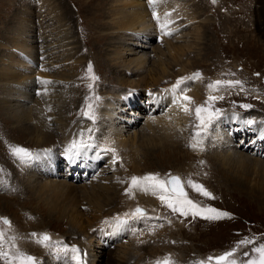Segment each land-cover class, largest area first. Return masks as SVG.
<instances>
[{"label": "rangeland", "instance_id": "374dc122", "mask_svg": "<svg viewBox=\"0 0 264 264\" xmlns=\"http://www.w3.org/2000/svg\"><path fill=\"white\" fill-rule=\"evenodd\" d=\"M49 1L61 7L67 3L66 5L69 11L67 17L64 18L67 29L64 27L62 28L60 23L58 26L53 25L50 19L55 18L54 16L56 14L54 16L51 14L48 5L47 7H43L39 2L40 6L37 7L34 6V4H29L28 0H0V42H2V44H0V66L3 65L5 67L4 59L6 55L12 53L13 50L19 47L14 40H11V35L15 32H23L21 41L18 42L21 43L24 50L18 48V52L21 53V60H17L16 67L13 66L14 71L19 72V65L24 64L22 68L24 74L19 72L18 76L21 78L18 79V83L13 84L16 94L22 93L24 88L21 84L25 82H27V84L32 82L33 84V82L36 81V88L40 85H44L47 88L48 97L53 93V97L56 101H53L51 108L61 117L63 122L64 120L65 123L67 122L66 124L71 123V120L77 117V115H75L76 113H78V117L81 114L89 113V115L85 114L84 117L88 118V116L90 117L91 115L94 117L92 119H96L97 109L99 106H102L103 97L110 93V91H108L111 89L110 87L116 86L117 83L120 86L126 87L121 83V79L124 76V72L127 71V68L126 66L125 68L118 67L122 65H117L118 60L113 57L115 51L117 52V48H124V45L127 47V44L131 45V49L137 48L132 46L133 44L130 43L131 41L120 39V37L125 38L123 36V30L118 31L117 27H114L111 18L108 16V10L106 9L108 8L107 4L111 3L110 0ZM115 1L116 0H112V5L117 4ZM188 1L189 3H187V5H189V8L190 5L192 6V11L183 13L182 8L186 3L182 0H158V7L162 9L163 12L162 16H166L162 19V22L165 23L166 21L170 23L169 28L175 34L171 39L166 38L160 46H156L155 48H153L154 45L151 48L145 47L146 50H152L153 48L152 51L146 52L138 49L135 53L141 54V56L147 55L149 59L148 67L151 68V66H157L159 53L155 54V52L157 49H164L167 47L165 44L166 40L178 47H184L185 45L191 46L185 58L183 57L177 64L171 61L174 59H172L170 54L164 57V59L168 61V64L170 61L172 63L168 69V72L171 73L170 77H176L175 79H177L186 72H190V74H186V77H190L194 74L192 71H199L201 73L200 78H196L195 83L200 84L199 80L205 79L211 82L209 83L210 85L216 80L219 81L222 79L223 85L217 89L218 95L216 93L213 94L215 99L210 102V107L206 103V101L209 100L206 95L213 92V90L207 85L206 94H204L200 88V95L202 97H199L200 101L197 104L194 103L192 105L193 109L192 113L189 115V121L192 114L195 113L196 108L201 105L208 108L209 112L215 109L213 112L214 115H218L225 110H234L237 108L244 109L245 107H243V105H250L246 110L249 109V111L252 112L255 110V112H260V114L264 113V41L257 36L259 33L257 30L258 16L251 20L250 13L249 15L247 13V8H249L251 12L255 6L254 0H248L246 4L244 0H240L241 3L245 4L240 10L236 9L237 5L234 4L236 2L235 0L232 2L229 0H226V2L223 0H207L206 2H204V0ZM256 1L258 4L259 0ZM101 2L103 5H100ZM223 2L226 4V9L224 11H217L219 8L221 9L220 5ZM144 4L147 5L146 3ZM203 5H215L217 7L215 10L212 9L209 11L212 14L211 16H205L204 10L200 9L199 11V6L203 8ZM229 8L230 11H228ZM45 9H47V11ZM82 11H85V14ZM79 12L84 15L82 19H78ZM169 12L172 16L168 15ZM259 12L257 14H260ZM215 18H217L216 21ZM37 21L39 22V27L36 26ZM214 22L215 24H213ZM186 23L187 26L184 28L182 25H186ZM210 23L211 25H209ZM253 25L255 26L254 30ZM64 29L67 30L66 33H68V35H66V33H61ZM152 30L154 29L152 28ZM141 34L144 33H138V35ZM145 34H150V29H148ZM64 35L71 39L70 42L67 40V43H71V46L65 47L66 42L63 41L65 38ZM158 35L160 37L161 34L159 33ZM177 37L180 38L176 39ZM39 40L42 41V44H38ZM122 42L124 44H122ZM47 46L49 47L47 48ZM125 52L124 59H126L127 65L131 70L137 69L134 61L137 56H133L134 51ZM131 54L132 58L130 57ZM50 57L51 59L48 60ZM32 61L37 67H33ZM40 64H42V66L38 68ZM90 64L92 66V75L98 79H91L88 73ZM132 72L134 73V77L138 75L142 76L146 73L145 70ZM35 74L39 75V77L34 78ZM24 77L26 78L24 79ZM225 77L226 79H223ZM137 79L138 78H134V80H131L133 84L127 86V88L131 86L135 87ZM112 80L115 81L111 83ZM42 81H49L50 83H42ZM230 81H239L240 84L229 87L227 85ZM37 82H39V84ZM0 83V88H3L1 81ZM169 83H173V81ZM89 85H91V88ZM159 86H162V84ZM243 86H246V88ZM2 88L0 89V154L3 155L4 146L6 155L5 157L0 156V162L4 165L0 167V179L3 180L0 182V190L2 191L0 192V218H7L10 223L13 221V226L5 225L0 222V230H3L5 233V243L2 250L8 252L10 256L14 255L17 250L26 255L32 251L39 253L34 245L38 246L41 258L43 252L49 255L48 247H44L40 243H37L36 237L31 235L32 233L41 234L43 231H48L57 234L63 246L68 244L69 247L74 246L80 249L81 252H83L84 247L80 242L76 243V240L84 239L86 242L85 245H88V249L86 250L90 252L91 264H104L102 253L105 252L103 251H106L107 256L112 254L114 261L118 264H125L123 258L126 257L132 258L127 262L129 264H154L156 260L168 256L171 257L175 264H195L194 258H205L207 260L209 256L216 257L232 250H235L234 254L237 253L232 258L236 259L238 264L242 261L246 262L249 259L256 258V255L254 256V248L247 249L240 243V240L236 241L235 239L238 236L245 239L243 235H250L254 232L258 234L252 236L253 238L264 240V173L255 174L254 172H245L242 175L239 173V175L235 174L236 169L228 171V168H226L222 162V157H224V154L233 155V159L238 155L242 156V151L239 148L238 150L223 149L219 148L218 145L214 148V145L210 144L207 149L211 148V153L213 154L208 156L207 150L202 151L201 148H198L200 150V152H198L194 151V148L191 147L192 151H194L191 152L189 147H186L182 141L180 142L182 145L176 141L182 133L188 135L191 131L194 132L200 121L191 119L190 124L192 125L190 126L192 127H190V129L187 125L183 129L184 132L182 130H177L169 140L161 137L165 141H158V144L162 147L165 145L166 148H168L165 151L167 153L162 154V150L155 147L156 149L154 148L155 150L152 157L154 164L153 168H149L146 171L144 170L141 174L143 176L158 174L159 176H164L160 178H168L170 175L178 173V176L185 180L184 187L187 195H189L191 188L188 181L191 180L197 184L203 185L205 189L207 188V191H209L213 197L207 198L197 192L196 195L195 192H191L192 200H194L196 196L201 207H213L218 209L213 206L214 200L220 207L224 208L223 212H227L230 215L224 217L222 222H219L220 219L206 220L199 216L195 218L191 215L182 216L179 213H173L172 210L162 202L155 207V211V209L152 208L155 203L150 207V203L147 204L148 200H143V202H145L142 203L141 206L149 207L147 210L155 212L156 215L151 212L145 214V216H151V218L149 222L142 219L138 229L140 230V226L144 227L147 222L146 225H148L150 231L145 233L143 231L144 229L138 230L131 239L130 235L133 234V232L130 230L127 233V238L123 236L126 239L123 246L113 250L107 248V251L97 244V240L93 238L94 235L89 234V230L98 222L99 217L102 218L107 215H112L119 212L122 208L120 214L123 215L126 213L128 210L126 204L131 194L128 195L126 190H124V193L121 192L122 195H120L119 199H116L118 197L116 194H112L110 196L112 198L111 200L118 203L115 206H106L100 213L92 205L91 202H93V200L85 201L80 195V198L83 200L77 207H81H79V211L84 216L81 221L83 223V228L73 225L68 219H55L56 217H52L51 213H47L45 209L46 206L39 204L35 191L41 189V181L44 183L50 180V178L59 180V178L51 174L53 170L48 169H55V167L49 163L48 152L45 150L39 151L37 149L36 151H39V153L32 158V165L30 163L31 161L28 162L32 172H28L22 169V164L20 162H17L15 165L12 164L13 160L9 158L11 154L8 146L18 145L32 150L38 147L44 148L43 146L50 144L59 145V142L63 145V131L58 125L52 123L51 119L48 117H46V121L50 125H46L47 130L45 129V131L37 129L36 127L38 124H35L32 120H26L22 117L25 111H35L34 107L36 104H41L43 99L37 97L40 99L33 100L31 106H28L31 103L27 101L22 102L21 107L17 106L11 109L12 107H5L3 91H1ZM30 88H25V90H29L30 92V90L32 91L34 89L33 86ZM36 88L34 89L37 93L36 95H39V91H36ZM244 91L249 95L254 94L255 96L251 97L249 100H241ZM233 93H236V96H233ZM110 97L114 98L113 96ZM105 101L104 104H106ZM11 104H14V102H11ZM109 104L112 105V102L110 101ZM89 105H91V109H89ZM5 108H10L11 110ZM227 113L228 112H225L220 120L223 121ZM50 115L51 112L48 111V116ZM204 115L207 114L204 113ZM259 120L255 123L253 122L254 120L250 121L252 125L264 121V119H261V121ZM112 121L115 122L116 120ZM234 121L235 120H233V124ZM73 123L67 128L69 132L72 131L71 128L78 127L80 124H90V122H87L85 119ZM228 125L229 127L232 126L231 123H227L226 128H228ZM22 127H24L23 129H27L29 131L27 133L29 134L26 135L21 132L20 129ZM262 127L263 126L260 125L259 128ZM96 128H98V130L101 129L100 126ZM144 128L145 127H141L139 131H136L140 138L142 137L143 131L147 133ZM262 130L264 131L263 128ZM256 133L258 132L256 131ZM38 136L44 139L49 137V140H46V143L42 146V143H39L38 139H36L39 138ZM157 137L160 136L157 135ZM235 141V145H240L237 140ZM83 143L85 144L86 142ZM72 144L73 142L66 145L65 148L63 147V149L60 150L61 153L58 150L54 151V161L61 158L63 154L67 157L69 154L67 150ZM53 145L49 147H54ZM85 148L88 149L87 147L82 149ZM178 149L181 150L183 154H180ZM186 149L191 152H189L191 155ZM243 156H249L257 165H264V159L255 158V155L253 156L250 151L245 154L243 153ZM34 161L35 165L33 166ZM40 169L43 170L44 173H47V177H42L41 181L39 178L35 179L32 175H42ZM159 169H166L167 172L164 174L161 171L151 172L152 170ZM103 179H108V182L113 181L114 183L115 171H113V174L103 171V175L98 181L89 182L90 185H88V188H91L92 183L94 186L99 185ZM32 184L34 187L30 188ZM85 184L86 183L77 184V186L84 187ZM94 186L93 188H95ZM83 189H86V187ZM113 197L116 198L114 199ZM158 200L160 199L158 198ZM155 219L159 221L157 224L151 226ZM127 223L121 224L117 228L122 227L123 229V226ZM14 225L17 227V234L22 236H15V240L13 241L10 236L15 234L16 228ZM105 231L109 234V230H99L100 233H105ZM140 232L143 233L142 236L139 235ZM113 233L116 232L113 231ZM26 234L29 241L25 240ZM16 240H20V244H22L21 247L16 243ZM255 243L256 241L251 239L250 245L252 246ZM142 245L148 250L144 254L141 255L138 250H136V252L133 251L135 248H140L139 246ZM94 247L98 248V250H95L96 248ZM59 252L64 251L60 250ZM146 253H148L147 258H145ZM244 253H248V255H244ZM67 256H69V253L63 257ZM61 259L62 257L58 253L59 264H67L66 261H62L64 259ZM0 264H6V260L0 259ZM37 264L42 263L37 260ZM43 264H49V261L46 262L43 260ZM212 264H215V260L212 261Z\"/></svg>", "mask_w": 264, "mask_h": 264}, {"label": "bare ground", "instance_id": "6f19581e", "mask_svg": "<svg viewBox=\"0 0 264 264\" xmlns=\"http://www.w3.org/2000/svg\"><path fill=\"white\" fill-rule=\"evenodd\" d=\"M110 1L111 3L107 2L108 8L106 9L108 10V13H109L107 14L111 18V21L114 27H117L118 31L123 30V36L125 38L120 37V39L131 41L130 43L133 44L132 46L137 49H131L130 48L131 45L127 44V47H125L126 45H124V48H121V49L117 48V52L115 51L113 57L118 60L117 65L119 64L122 65L118 67L125 68L126 66L127 68V71L124 72V76L121 79V83H123L126 87L118 85L116 81L117 83L116 86L110 87L111 88L110 90L107 89L108 91H110V93L107 94L105 97H103L102 106H99L97 109V120L96 121H93V120L90 121L89 118L86 119L83 116V114H81L78 117V113H76L75 115H77L78 119L77 117H75L74 119L71 120V123L73 122L77 123L79 120L85 119L87 120V122H90V124L88 123L86 125L80 124L78 125V127L71 128L72 131L69 132L67 128L71 123L66 124L67 122L65 123V120L63 122L61 117L55 113L54 109L51 108L53 101H56V100L53 97V93H51L50 96L48 97V92L46 91L47 88L44 85H40L38 86V88H36L37 87L36 81L33 82V84L32 82H30L29 84L25 82L24 84H21V86L24 88L22 90V93L16 94L13 88V84L18 83V79L21 78L20 76H18L19 72L21 74H24V72L22 71L24 64L19 65V69H20L19 72L14 71L13 66L16 67L17 60H21L20 59L21 53L18 52V50L19 49L24 50V47L21 45V43L18 42V41H21L23 32L22 33L15 32L14 34L11 33L12 34L11 40H14V42L19 46L18 47L19 49L16 48L15 50L12 51V53H9L8 55H6V58L4 59L5 67L3 65L0 66V81L2 82V85H3V88L1 87L2 88L1 91H3V98L5 101V103L4 101L3 103L5 104V107H12L11 109L17 106L21 107L22 106L21 103L27 102V101H29L28 103H31L30 105H28L27 103V105L31 106L33 103V100L35 99L39 100L40 98L43 99V102L41 104L39 105L36 104V106L34 107L35 111L33 112L25 111L22 114V117L26 120H32V122H34L35 124H38V126L36 125L37 126L36 128L39 129L40 131H45L46 125H50L46 121V117L50 118L51 122L58 125L59 128L63 131L62 140H64L63 141L64 148L66 147V145L74 141L77 143H80L81 141L86 142L85 145L88 149L85 148V149L80 150V152L83 151L82 156L83 157L87 156L88 151L90 152V148L93 147V149L91 150L93 152V155H96V153L98 152H101L103 154V159H105V163L107 166L106 170L108 169L107 171L109 170L115 171V180H114L115 185L113 181L108 182V179H103V181L97 186H94L92 183L91 188H90L91 190L88 188V185H90L89 183H86L84 185L86 189H83L84 187L82 186L80 187L77 186V184H82V183H75V184L71 183L69 179H67L68 173L64 172L65 174H63L61 172L63 171V169H60V165L57 167L56 163H53L52 165L56 168L57 175L60 174L59 180L50 178V180H47L46 182L43 183V181H41V178L44 176L47 177V173H44L43 170L41 169H40V172L42 173V175L32 174L35 179L39 178L41 181V186H40L41 189L37 188L38 190L35 191L39 204H43L44 206H46V208L45 207L44 208L47 210V213H51L52 217H56L55 219H68L69 221H71L73 225L80 227V228H83V223L81 221L83 220L82 218L84 217L83 214L79 211L81 207L80 206H79L80 208L77 207L80 203H82L81 201L83 200L80 198V195L85 199V201L93 200V202L91 203L94 206V208L99 211V213L102 212V210L105 209L106 206L108 207L115 206L118 202L117 203L113 202L110 196L112 194H116L118 197L117 198L113 197V198L119 199L120 195H122L121 192L124 193V190H127L130 187V180L132 176L143 177V175L141 174L142 171L144 170L146 171L149 168H153L154 164L152 161V157L154 154V150L156 149L155 147H158L159 150H162L161 151L162 154L167 153L165 151L168 148H166L165 145L163 147L159 145L158 141H161V142L165 141L162 138H166V140H169L171 137H173L174 132H176L177 130L183 131V129L187 125L190 129V127H192L190 126L191 119L195 121H199L196 118V113L192 114L190 121H189V115L192 113V109H193L192 105L194 103L197 104L200 101L199 99V97L201 96L200 95L201 94L200 84L195 83L196 79H191L193 76L186 77V74L184 76H180L179 78L181 77L189 78L186 80L185 85H182V87L187 88V91L184 92L183 95L190 97L191 101L185 102L181 100L179 103H176L174 102V96H173V93L171 92V89L179 78L175 79L176 77H170L171 73L168 72L170 65H172L171 61L177 64L183 57L185 58V55L191 49V46L185 45L184 47L183 46L178 47L174 44L169 43V41L166 40L165 41V44L167 46L166 48L157 49V50L155 49L156 50L155 54L159 53L158 59H157L158 60L157 66L155 67L151 66V68L148 67L149 59L147 55L141 56V54H138L135 52L138 49L149 52V51H152L153 48H155L156 46H160L161 43L155 44L153 46L151 44V41L149 42L150 34H145V32H147L148 29L152 30V28L153 29L156 28L157 32L159 31L162 34H164L162 32L160 24L164 23L162 22V19L165 18L166 16L165 17L162 16V13H163L162 9L158 7L159 6L158 3H156L154 7L150 5L149 0H116L115 2L117 4H113V5H112V0ZM206 1L207 0H204V2ZM223 1L226 2V0H223ZM229 1L232 2L233 0H229ZM235 1H238L236 9L240 10L242 6H245L248 0H244L245 4L241 3L240 0H235ZM39 2L42 4L43 7H47L48 5V9L51 10V14L53 16L56 14L54 16L55 18L50 19L54 26H58V24L60 23L62 25L61 26L62 28L64 27L67 29V25L64 21V18L67 17L68 11H69L68 6L66 5L67 3H65L66 6L63 5L61 7V6L54 5L49 0H28L29 4H34V6H37V7L40 6ZM143 2L146 3L147 5H145ZM224 2L220 5L221 9L219 8L217 11H224L226 9V4ZM100 5H103L102 2ZM254 5L255 6L251 10V12H250V9L247 8V13L248 15L250 13L251 20L253 18H257L258 16L259 19L257 20V24H258L257 30L259 33L257 34V36H259V38L264 41V0H259L258 4H257V1L254 0ZM208 6L203 5V8L202 6H199V11L200 9L204 10L205 16H211L212 14L209 11H211L212 9L215 10V8L217 7L215 5H212V6L208 5ZM191 9H192L191 5L189 8V5L184 4L182 8V12L183 13L191 12L192 11ZM45 10L47 11V9ZM154 11L156 15L159 17V20H160L159 23L157 19L153 16ZM228 11H230V8L228 9ZM82 12L85 14V11H82ZM258 12L260 14H257ZM168 15L172 16L170 12L168 13ZM83 16L84 15H82L79 12L78 19H82ZM168 20H171V19H168ZM216 20L217 18H215V21ZM213 24H215V22ZM209 25H211V23ZM36 26L37 27L40 26L38 21L36 23ZM169 27H170V23L167 22L166 31L170 32L171 35H167V34H164V35H166V38L171 39L175 33L171 31ZM66 29L62 30L61 33L62 34L66 33L67 32ZM254 29H255V26L253 25V30ZM38 33L40 34L39 31ZM138 33H144V34L138 35ZM66 35H68V33H66ZM66 35H64L65 38L63 40L66 42L65 47L71 46L70 45L71 43L69 44L67 43V40L70 42L71 39L69 37H66ZM179 38L180 37H177L176 39H179ZM0 44H2V42H0ZM38 44H42V41L39 40ZM122 44L124 43L122 42ZM150 45L153 46L152 50H146L145 47L151 48ZM48 47L49 46H47V48ZM125 51L126 52L134 51L133 56H137L134 59L137 69L131 70L130 67L127 65L126 59H124ZM167 54H170L172 56V59H174V60H171L169 64L167 63L168 61L164 59V57ZM130 57L132 58V54L130 55ZM50 59L51 57L48 60ZM32 65L33 67H37V65L33 61H32ZM41 66L42 64H40L38 68ZM139 70H145L146 73L142 76L138 75L134 77V73L132 71L136 72ZM25 78L26 77H24V79ZM134 78H138L136 80L137 83L135 82L136 85L134 84L135 87L131 86L130 88H127V86H130L133 84V81L131 80H134ZM113 81L115 80H112L111 83ZM171 81H173V83H169ZM37 83L39 84V82ZM161 84L162 86H159ZM32 86L34 87V89L36 88V91H39V95H36L37 93L35 92L34 89L32 91L30 90V92L29 90H25V88H28V87L30 88ZM159 90H163L162 93H157V95L160 98H163L161 101L153 98V95L157 97V95L153 92L159 91ZM145 93L149 95L145 96L144 95ZM138 95L144 96V101L148 100L149 103L152 102L154 106L159 107V108L156 109L155 107H153L151 114L147 113V116H141V114H139L137 111H134L132 109L134 105L139 103V101H137L136 99V96ZM110 96H113L115 99ZM37 97H40V98H37ZM104 101L106 102V104H104ZM110 101L112 102V105L109 104ZM11 102H14V104H11ZM184 105H186L190 109L188 113H185L183 111ZM5 109H10V108H5ZM41 110L42 111L45 110V111L42 112ZM48 111L51 112L50 116H48ZM224 114L225 113L221 114V117ZM141 117L144 118V121L137 123L139 118ZM108 118H110L111 120ZM112 120H116V121L114 122ZM233 120H235L234 124H233ZM247 121H250V119L244 117L243 115L237 112L231 111L227 113L226 118L223 119V121L222 120L219 121L220 125H217L213 129H210L209 127H207L206 129L203 128V131L199 133V137H196V134L191 131L188 135L185 133H182V135L176 141H178V143L182 141L186 147H189V150L191 152H194V151L199 152L200 150L198 148H201L202 150H204V147L206 146V144L204 143V139H205L204 135L207 134L210 136V140L208 141L209 146L210 144H213L214 148L216 147V145H218L219 148L235 149V150H238L239 148L242 151V154H241L242 156L238 155L235 159L232 158L233 155H230V154L223 155L224 157H222L223 158L222 162L224 166L228 168V171H230L231 169H236L235 174L241 173V175L244 174L245 172H254L255 174L264 173V165H257L254 161H252L249 158V156H246V157L243 156V153L245 154L249 151L253 154V156L254 154H257L258 152L261 151V154L258 153L254 157L257 159H261V160L264 159V155H263L264 149L262 148L263 143H264V131L262 130V128L264 129V121L257 122V124H260L263 126L262 128H259L260 125H257V124L252 125V123L250 124L246 123ZM256 121L257 120H254L253 122L255 123ZM226 122L231 123V125L232 124L233 125L230 127L228 125V128H226V125H227ZM199 125L197 126V129H200L202 127ZM98 126L101 127L100 130L96 128ZM141 127H145L144 129L147 131V133L143 131L142 137L140 138L139 135H137L136 131H139ZM23 128L24 127H22L20 131L25 133L26 135L29 134L27 133L29 131ZM254 129L256 130L253 131ZM256 131L258 133H256ZM238 132L242 133L241 135H239L241 136V139L240 140L237 139L240 145L232 144L235 142L234 139L238 136L237 135L234 137V135L235 133H238ZM157 135H159L160 137H157ZM194 137H196L200 141V143L194 149V151H192V148L190 145L196 142V140H194ZM36 139H38V142L42 143V146H43L46 143L45 141L49 140V137H46L45 139L43 137H39ZM208 145L206 146V148L208 147ZM110 149H114L115 152L113 153L112 151H110ZM36 150L37 149L34 150L35 153L34 151L32 152L34 156L37 155L40 151V149H38L39 151H36ZM189 150L186 149L188 153L190 152ZM58 151L61 153L60 150ZM178 151L180 152V154L182 153L181 150L178 149ZM207 152H208V156L213 154L211 153V148H209ZM61 157L65 159L67 158L66 155L64 154L61 155ZM32 160L33 159L30 160L31 165H32ZM54 162H58V160ZM28 165L30 166V164ZM34 165H35V161H34L33 166ZM89 167L90 165L85 166L86 171ZM48 169L53 170L52 168H48ZM67 171H70V170L67 169ZM155 171L156 172L161 171L163 173L167 172L166 169L152 170L151 172H155ZM174 175L177 176L179 174L176 173L171 176H174ZM162 176H159V178ZM161 179L167 180V178H161ZM80 181L83 182L81 178H80ZM91 182H94V181H91ZM93 186L95 188H93ZM33 187L34 186L32 184L30 188H33ZM192 192H195V191H192ZM196 194L197 193L195 192V195ZM189 198L192 199V196L190 195ZM143 200H148L147 204L150 203L149 204L150 207H152L153 203H155V205L152 207L154 209L159 203H161V200H158V196L153 195L151 191L144 192L139 189H134L131 193V197L128 199V203L126 204V208L128 210L126 209L127 210L126 213L123 214L125 216H128V218L126 219L128 223L123 226V229L122 227L117 228V222H116L110 228L108 227L107 224L105 227L101 226L100 230L102 231L103 229H106V230H113L114 232H116L114 234L117 237H119V240H118L119 243H124L126 241L125 239L126 237L125 238L123 237L124 232L125 231L129 232L131 230L133 234L130 235V238L132 239L135 233L138 232L139 230L138 226L140 224V221L144 219L145 221L149 222L151 218V216L149 217L145 216L143 218H134L133 216L134 210L137 207H144L145 214H148L149 212L155 214V212L147 210L149 209V207L141 206L142 203L145 202V201L143 202ZM193 201L199 204V202L196 199V196ZM100 219L101 218L99 217L98 221ZM158 221H159L158 219H155L151 226L157 224ZM143 228H144L143 226H140V230H143ZM98 233H100L99 230H98ZM139 235L142 236L143 233L140 232ZM97 244L100 245L98 242ZM65 246L69 247L68 244H66ZM139 247L140 248H135L133 251L136 252V250H138L140 251L139 253L141 255L144 254L146 251H148L146 247H144V245L139 246ZM52 248L53 246L48 247L49 254L54 251V249ZM103 249L108 251V249L104 247ZM103 252H105V253H102V259H103L104 264H118L116 261H114L112 254L107 256L106 251H103ZM58 253L62 257V259H64V260L61 259L62 261H66L67 264H74V262L71 260L70 253H69V256L67 257H63L64 255H67L64 252H58ZM58 253H57V256H58ZM147 254L148 253H146L145 258L148 257ZM89 256H90V252H89ZM130 258L131 257L123 258V262H125V264H129L127 262L129 261ZM85 263L87 264V262Z\"/></svg>", "mask_w": 264, "mask_h": 264}, {"label": "snow or ice", "instance_id": "6c2138e0", "mask_svg": "<svg viewBox=\"0 0 264 264\" xmlns=\"http://www.w3.org/2000/svg\"><path fill=\"white\" fill-rule=\"evenodd\" d=\"M158 2V0H149L150 5L153 7ZM153 16L157 19L158 23L160 22L159 17L156 15L155 11L153 12ZM162 31L164 34L171 35L170 32L165 31L167 28V22L160 24ZM88 73L91 79L95 80L98 79L94 75H92V66L89 65ZM200 77V73H194L191 79H196ZM189 78L181 77L179 78L176 83L173 85L171 92L174 96V102L179 103L181 100L185 102H190L191 98L183 95L184 92L187 91L186 87H182L185 85L186 80ZM42 83H50L49 81H42ZM240 84L239 81L235 82H228L229 87H234ZM223 85L222 81H215L213 84L209 85L210 89L216 90L220 86ZM91 88V85H89ZM179 93V94H178ZM215 97H209V100L206 103L211 106V101H213ZM243 107L248 108L250 105H243ZM89 109H91V105H89ZM183 111L188 113L190 109L184 105ZM196 118L200 121V126L203 128H207L208 124L215 119V115L209 112V109L205 106L201 105L196 108L195 110ZM206 113L207 115H202ZM89 115V113H85ZM90 118H94L90 115ZM246 123H252L251 121H247ZM196 137H199V133L196 134ZM194 137L196 140L195 143L190 145L192 148H196L200 141ZM10 154L17 158L22 163H28L33 157L34 154L27 148L18 145H9ZM86 147V145L81 141L80 143L73 142L70 148L67 150L68 153L71 155L78 154L79 151ZM113 153L115 152L114 149H110ZM115 162V161H114ZM189 186L197 193L203 195L207 198H213L212 194L207 191L201 184H197L191 180L188 181ZM134 189H139L144 192L151 191L153 195H157L158 198L161 200L163 204H165L169 209L172 210L173 213H179L182 216L191 215L192 217H201L206 220H218L224 217H228L230 214L227 212L220 211L213 207H201L195 201L190 199L187 193L184 191L182 182L180 177L178 176H171L169 179H161L159 178L158 174H148L143 177L132 176L130 180V187L126 190L127 194H131ZM134 218H143L145 216L144 210L137 207L135 212L133 213ZM0 222L5 225H10V221L7 218H0ZM127 223L126 220H119L117 219V227L121 224ZM33 237H36V242L40 243L44 247H52L51 244V237L48 233H32ZM5 233L3 230H0V259H5L6 264H37V260L35 257L26 255L24 253L17 252L14 255H9L8 252L3 251V246L5 243ZM13 241L15 237L11 238ZM240 243L246 244L248 243L247 240L241 241ZM63 251L65 254H71V260L74 264H84V260L81 258L80 249L76 247H68L63 246ZM253 251L257 254L256 258L249 259L246 262H240V264H264V244L260 245L253 249ZM235 250L225 252L219 256L207 257V261H200L199 264H212V261L215 260V264H238L236 259H233ZM244 255H248V253H244ZM154 264H175V262L171 259L170 256L165 257L163 259H158L154 262Z\"/></svg>", "mask_w": 264, "mask_h": 264}]
</instances>
